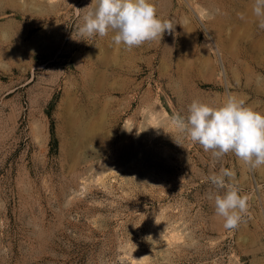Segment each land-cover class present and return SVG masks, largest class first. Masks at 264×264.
<instances>
[{"label":"rangeland","instance_id":"obj_1","mask_svg":"<svg viewBox=\"0 0 264 264\" xmlns=\"http://www.w3.org/2000/svg\"><path fill=\"white\" fill-rule=\"evenodd\" d=\"M252 2L152 0L173 30L129 51L78 34L91 0H0V264H264V166L171 119L228 95L264 113ZM221 167L247 197L234 230Z\"/></svg>","mask_w":264,"mask_h":264},{"label":"clouds","instance_id":"obj_2","mask_svg":"<svg viewBox=\"0 0 264 264\" xmlns=\"http://www.w3.org/2000/svg\"><path fill=\"white\" fill-rule=\"evenodd\" d=\"M82 11L85 14L76 26L79 35L103 38L111 31L113 43L129 51L145 42L162 40L165 31L173 30L170 21L157 15L152 0H91ZM251 11L258 27L264 30V0H253ZM171 119L181 133L201 145L205 152L210 151L213 158L219 160L233 153L250 169L264 166V113L237 96L228 95L217 107L194 99L186 115L175 114ZM234 176L233 170L223 167L219 173L209 175L217 191L208 198L214 201L215 214L223 219L228 230L239 227L242 214L248 209L247 197L231 182ZM155 222L160 224L157 219ZM145 239L152 242L150 235Z\"/></svg>","mask_w":264,"mask_h":264},{"label":"bare ground","instance_id":"obj_3","mask_svg":"<svg viewBox=\"0 0 264 264\" xmlns=\"http://www.w3.org/2000/svg\"><path fill=\"white\" fill-rule=\"evenodd\" d=\"M51 1V0H50Z\"/></svg>","mask_w":264,"mask_h":264}]
</instances>
